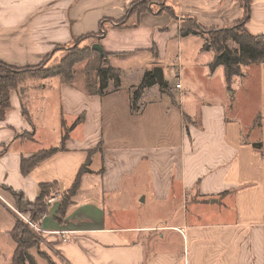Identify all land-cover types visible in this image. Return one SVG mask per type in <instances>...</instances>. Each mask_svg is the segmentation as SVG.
<instances>
[{"label": "crops", "instance_id": "crops-1", "mask_svg": "<svg viewBox=\"0 0 264 264\" xmlns=\"http://www.w3.org/2000/svg\"><path fill=\"white\" fill-rule=\"evenodd\" d=\"M247 1L250 11L244 29L264 36V0ZM133 2L0 0V63L25 69L38 66L47 55L54 60L57 52L77 39L99 35L100 22L105 20L99 38H84L79 46L97 43L108 57L124 58L129 64L147 57L152 67L140 71L152 72L160 66L165 80L171 72L168 62L180 56L189 36L196 39L194 49L202 52L200 38L205 33L180 34L181 28L191 26L188 19L202 28L219 29L233 26L245 13L241 0L150 1L148 10L130 14ZM119 21L122 24L116 25ZM210 56L204 74L220 71L226 88L230 80L226 81L222 65L210 69L215 58L213 53ZM180 73L174 82L180 87L166 90L155 81L141 96H164L176 104L177 95L191 109L196 89L190 84L184 90L186 81ZM43 81L41 113L34 103L25 109L17 88L11 91L10 108L0 120V264L11 263L16 242L10 232L16 220H26L8 189L29 203L40 195L43 183L54 184L48 196L54 198H46V212L31 222L40 228L38 250H46L57 264H264V157L253 146L256 142L245 140L239 120L227 113L226 104L202 101L198 110L188 109L183 118L187 122L181 126L182 143L172 149L109 148L101 131L104 107L110 112L109 121H114L117 107L126 116L132 113V91L122 94V77L116 88L109 82L112 89L109 85L101 96L76 87L73 80L65 83L56 76ZM54 101L56 109L49 113ZM141 105L146 107L147 101ZM64 133V150L22 173L23 159L57 148ZM87 159L90 172L81 176L65 214L58 215L59 195L72 186ZM144 160L157 163L151 182L156 197L168 206L178 205L177 210L170 209L163 221L142 224H124L118 214L107 217L106 192L117 194L124 175H132ZM45 262L49 264L48 259Z\"/></svg>", "mask_w": 264, "mask_h": 264}, {"label": "rangeland", "instance_id": "rangeland-1", "mask_svg": "<svg viewBox=\"0 0 264 264\" xmlns=\"http://www.w3.org/2000/svg\"><path fill=\"white\" fill-rule=\"evenodd\" d=\"M206 38V36L205 38H200L203 43L201 47L202 52L194 49L196 47L194 45L196 39L192 36H189V41L186 40L185 43L182 44L180 47L182 50L180 56L177 58L175 57V60L172 59L174 61L168 62V65H171V72L165 78L168 85L166 88L170 90L175 87L174 82L178 78V71L180 70V75L183 73L186 81L183 84V89L186 90V85L190 84L196 89L195 92H192L191 94V97L196 100L191 103V109H188L190 111L198 110L199 104L202 101H212L220 105L222 103L226 104L225 107L227 113L239 120L245 140L259 143V149L264 157V64H240L239 72L235 73L229 82H225L226 88H224L222 84L223 76L219 73L220 71L216 70L211 71L212 73L208 75L204 74L206 70L205 67L207 65L205 63L208 62V59L211 57L210 55L212 53L214 56L217 55L211 48H209L208 51L212 53L206 52L207 48H205L204 45ZM228 44L231 47L234 45L230 41ZM74 47L75 46L73 44L70 45V47L62 48L59 52H57L54 60H52V58H48L49 60L43 63L40 69L24 73L25 76L19 83L18 91H20V97L25 109L34 103L36 105V109L38 110L37 112H42L43 107L41 103L45 100L40 95L44 91L42 89V86L45 85V81H43V79L57 76H53L54 69L64 63L68 59L70 53H79V51H76ZM78 47L79 49H82L81 46ZM106 57L108 63H110L109 65H112V68L119 67V70L122 72L121 86H123L124 91L122 94H125L128 89H131L133 93V87L135 88L139 85L138 83L134 84V82L137 81L138 77L141 76L143 78L145 76V73L140 70L142 68L145 70L152 67L151 64L147 62V57L140 56V59L143 61H138V63L133 61L132 63L130 62V64L124 61V58H120L119 56V58ZM84 66L85 62L74 64L73 85L82 89L90 88V86L93 89H98L99 81L95 72L88 74ZM57 77L59 78V76ZM88 80L91 82L89 83ZM181 81L182 80L180 78V82ZM111 84L108 83L107 85V87L110 85L108 88L109 90L112 89ZM173 93L176 95L178 94V91L175 90ZM94 94L101 96L104 92L101 94L96 92ZM218 98H222L221 101H219ZM154 99L157 101L155 102ZM175 100H177L176 104L164 96L159 99L158 96L157 98H154L148 93L139 98L135 109H133L132 106L129 107V114L132 112L131 115L126 116L123 113L122 108L117 107L113 113V116H115V122L112 120L109 121L110 112L107 109L108 107H104V118L101 130L104 135V143L109 148H125L132 146L161 148L162 146H166L167 148L172 149L173 147L179 146L183 140V131L181 130V126L183 122H187V120L183 121V118H185L188 113V109L187 103H181V101L178 100L177 95ZM145 101H147V105L146 107H142L141 104L142 102L145 104ZM52 103L53 107L49 108V113H52L57 106L56 101ZM140 106L142 108H140ZM156 164L157 163H151L150 160L141 161L136 166L132 175H124L121 181L120 190L117 194L106 192L104 206L106 207L105 214L107 217L118 214L123 217L119 218L118 221H121L124 224H142L149 220L163 221L161 218L164 217L165 213H170V209L173 208L177 210L178 205L168 206L164 201H162V199L156 197L155 190L151 188ZM176 187V182H173L171 186L173 190L172 192H176ZM52 191L53 189L49 192ZM61 197L62 196L59 195L58 200H60ZM174 204L177 203L175 202ZM114 208H116V210ZM21 214L29 222L30 214ZM23 222L27 224L24 220ZM27 225L31 228L29 224ZM34 232L36 233V236L38 235L37 238L39 239V242L34 244L36 247H32L29 253L34 256L36 263L48 264L45 262L46 259H48L50 264H57L52 261V258L46 250H38L37 247L40 245L42 238H40L37 231L34 230ZM11 244L12 249H14V242L12 241ZM6 248H8L7 245L2 250L3 254L7 251Z\"/></svg>", "mask_w": 264, "mask_h": 264}, {"label": "trees", "instance_id": "trees-1", "mask_svg": "<svg viewBox=\"0 0 264 264\" xmlns=\"http://www.w3.org/2000/svg\"><path fill=\"white\" fill-rule=\"evenodd\" d=\"M150 1H162V0H134L129 11L130 14L141 13L148 10V3ZM243 7L245 8L244 16L241 20L235 22L231 27L219 28V29H206L198 26L194 20L188 19L187 25L181 28L180 34L186 36L189 34H196L197 31L205 33L206 42L204 43L205 48L213 49L217 54L214 60L210 63V69L214 70L215 67L222 65L225 70L226 81H229L235 73L239 72L240 64L249 63H262L264 64V36L248 34L244 29V21L248 17L250 8L247 0H241ZM105 20L100 22L99 35H85L80 39L74 41V48L78 52L70 53L68 59L60 66L54 69V75L59 76L60 80L65 83H71L73 80V66L74 64L85 62V70L88 74L95 72L98 77V89H93L91 86L89 92L101 94L107 89L109 82L112 83L114 88L118 87L120 83L121 71L118 68H112L108 61L107 55L102 51L99 54L91 47H85L79 49V44L84 38H99L100 34L103 33V24ZM122 21L116 22V25H121ZM208 40V42H207ZM231 42L233 47L229 46L228 42ZM226 54V57L222 54ZM51 55L44 57V60L36 67L33 68H17L14 66H8L4 63H0V120H3L6 112L10 108L9 97L12 90H17L19 83L23 80L26 72L35 71L40 69L43 63L47 62ZM151 71L145 72V76L141 79L138 87L134 88L131 97V106L133 109L137 107L139 98L142 95L143 90L155 83V79L151 77ZM90 83L91 81L88 80ZM88 83V85H89ZM166 90L168 88H165ZM25 116V112H23ZM66 133L63 134L61 143L57 148H50L34 154L27 160L21 161V171L23 174H27L30 169L42 162L44 159L56 154L60 150H64L63 143L66 139ZM253 146L260 148L259 143H253ZM77 174L72 186L66 191L62 192L59 203L58 215L63 216L68 209V205L71 203V199L76 193L79 187L81 176L90 172L88 165L89 159L85 161ZM53 183H43L40 185V195L34 202L26 203L23 199V195L17 192H13L8 189V193L15 199L16 208L23 214H30L29 221H35L37 218L42 216L47 208L45 204L46 198L51 194L49 191L53 188ZM11 238L16 242V247L13 251L12 259L10 264H37L34 256L29 253L30 249L34 247L35 243L39 242L36 233L33 229L29 228L22 220L18 219L15 222V227L10 232ZM36 247V246H35ZM50 264V262H49Z\"/></svg>", "mask_w": 264, "mask_h": 264}, {"label": "water", "instance_id": "water-1", "mask_svg": "<svg viewBox=\"0 0 264 264\" xmlns=\"http://www.w3.org/2000/svg\"><path fill=\"white\" fill-rule=\"evenodd\" d=\"M91 48L97 51L99 54L102 53V49L97 43L92 44ZM222 54L226 57V54L224 53ZM151 77H153L156 83L158 85H161L163 88H166L168 86L166 81L164 80L163 70L161 69V67L158 66L153 67Z\"/></svg>", "mask_w": 264, "mask_h": 264}, {"label": "built area", "instance_id": "built-area-1", "mask_svg": "<svg viewBox=\"0 0 264 264\" xmlns=\"http://www.w3.org/2000/svg\"><path fill=\"white\" fill-rule=\"evenodd\" d=\"M176 87H180L179 82L175 83ZM53 199L49 198L48 201H52ZM31 228H33L35 231L39 232L40 228L36 226V224L32 223L31 221L28 222V220H24Z\"/></svg>", "mask_w": 264, "mask_h": 264}]
</instances>
